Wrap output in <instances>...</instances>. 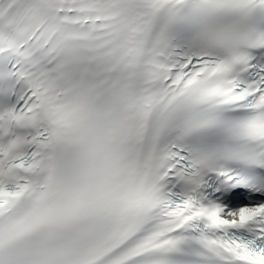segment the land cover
Instances as JSON below:
<instances>
[{
	"label": "snow or ice",
	"instance_id": "snow-or-ice-1",
	"mask_svg": "<svg viewBox=\"0 0 264 264\" xmlns=\"http://www.w3.org/2000/svg\"><path fill=\"white\" fill-rule=\"evenodd\" d=\"M0 264H264V0H0Z\"/></svg>",
	"mask_w": 264,
	"mask_h": 264
}]
</instances>
